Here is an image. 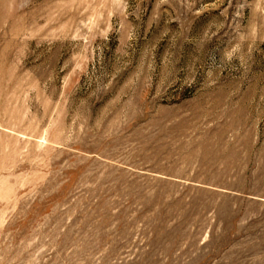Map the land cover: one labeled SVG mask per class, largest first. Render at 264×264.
Here are the masks:
<instances>
[{"label": "rangeland", "instance_id": "obj_1", "mask_svg": "<svg viewBox=\"0 0 264 264\" xmlns=\"http://www.w3.org/2000/svg\"><path fill=\"white\" fill-rule=\"evenodd\" d=\"M0 264H264V0H0Z\"/></svg>", "mask_w": 264, "mask_h": 264}]
</instances>
